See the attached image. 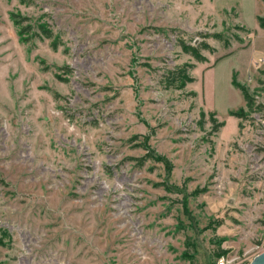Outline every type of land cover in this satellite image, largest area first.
Masks as SVG:
<instances>
[{"label":"rangeland","instance_id":"rangeland-1","mask_svg":"<svg viewBox=\"0 0 264 264\" xmlns=\"http://www.w3.org/2000/svg\"><path fill=\"white\" fill-rule=\"evenodd\" d=\"M262 16L260 0H0V264H248Z\"/></svg>","mask_w":264,"mask_h":264},{"label":"trees","instance_id":"trees-1","mask_svg":"<svg viewBox=\"0 0 264 264\" xmlns=\"http://www.w3.org/2000/svg\"><path fill=\"white\" fill-rule=\"evenodd\" d=\"M260 1H262V3L264 4V0H260ZM22 19H24V18H22ZM258 23H259L260 28L264 30V16L258 18ZM21 24H23V22L19 21L18 25H21ZM30 28H31L30 25L22 27L20 34L21 35L28 34L29 33L28 31ZM39 30L44 35L45 38L51 39V40L53 39L54 35L50 29L41 26ZM214 37L218 38L219 35H214ZM179 45L181 46V48L183 49L184 52L191 54L198 62L204 61V58L200 55L196 46L194 47V46L186 45L182 41H180ZM52 47L55 50L57 49V47H58L57 41L52 42ZM170 74L175 75V76H172L173 79H175L176 76L180 77V75H181L182 80H181L180 86L184 85L186 82H192V80L189 79L185 75L184 70H181L180 72L178 71L176 74L172 71ZM234 85L241 91L247 107L251 108L252 98L247 93L245 88L235 81H234ZM231 114H232V116H235L237 118H241V115L236 113V112H233ZM210 117H211L210 119H211V123H212V129L211 130H212V132H217L218 128H220L222 126V123L217 122L216 119H214V115H211ZM223 254H224L223 249H220V253L217 255V257L219 258Z\"/></svg>","mask_w":264,"mask_h":264},{"label":"built area","instance_id":"built-area-1","mask_svg":"<svg viewBox=\"0 0 264 264\" xmlns=\"http://www.w3.org/2000/svg\"><path fill=\"white\" fill-rule=\"evenodd\" d=\"M259 62H262V59H260L258 61V63ZM263 251H264V246L262 245L260 247V252L258 254L262 253ZM210 264H234V260L233 259H228V258H225V257L221 256V257L217 258L215 261H213Z\"/></svg>","mask_w":264,"mask_h":264},{"label":"water","instance_id":"water-1","mask_svg":"<svg viewBox=\"0 0 264 264\" xmlns=\"http://www.w3.org/2000/svg\"><path fill=\"white\" fill-rule=\"evenodd\" d=\"M248 264H264V251L256 255Z\"/></svg>","mask_w":264,"mask_h":264}]
</instances>
